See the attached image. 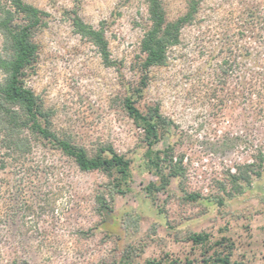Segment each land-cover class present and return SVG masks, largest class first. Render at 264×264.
Segmentation results:
<instances>
[{
	"label": "rangeland",
	"instance_id": "374dc122",
	"mask_svg": "<svg viewBox=\"0 0 264 264\" xmlns=\"http://www.w3.org/2000/svg\"><path fill=\"white\" fill-rule=\"evenodd\" d=\"M23 1L46 13L32 31L36 59L24 84L49 114L50 130L90 155L110 146L129 161L130 177L123 193L112 192L113 176L79 169L31 133L24 156L0 146V264H142L164 253L199 260L192 232L230 238L233 262L263 264L264 26L247 25L245 9L264 20V0H200L165 62L147 69L144 87L145 0ZM187 2L161 0L169 20ZM9 8L0 0V11ZM74 16L103 30L108 64ZM129 95L167 122L153 148L179 174L153 195L145 187L159 178L146 165L143 131L125 110ZM169 164L161 163L164 172Z\"/></svg>",
	"mask_w": 264,
	"mask_h": 264
},
{
	"label": "trees",
	"instance_id": "16d2710c",
	"mask_svg": "<svg viewBox=\"0 0 264 264\" xmlns=\"http://www.w3.org/2000/svg\"><path fill=\"white\" fill-rule=\"evenodd\" d=\"M8 1L10 8L0 11V34L6 51L5 56L0 54V71L5 75L0 79L1 148L18 157L26 155L31 150V138L28 135L31 133L71 157L79 169L84 171L100 169L107 172L113 176L112 192L123 193L130 177L129 161L123 155L115 152L110 146L101 147L90 155L84 147L59 138L50 130L49 114L43 110L32 90L24 84L26 73L32 69L36 59V44L32 40V31L43 25L46 13L23 0ZM145 1L148 26L139 44L140 52L143 54L144 71L141 87L145 86L147 69L153 65L163 64L167 58L168 48L179 43L181 29L195 19L200 0H188L185 12L172 20L166 17L161 0ZM245 10L249 20L247 25L253 28L258 22L264 26L263 17L258 16L250 6ZM73 23L83 36L88 37L97 46L103 62L108 64L110 62L108 43L103 30L83 23L78 16H74ZM248 37H251L250 34ZM258 76L260 79L258 81L261 82L263 78L259 73ZM140 91L141 89L137 90L138 93ZM261 92V87L255 90L252 88L248 94ZM123 104L127 114L143 131L146 165L159 178V184L151 182L145 187L149 195H153L154 191L165 188L171 177L179 174L176 165L171 164V158L165 160L164 157L168 154L164 152L161 157V151H155L153 148L168 131L167 122L157 107L149 108L146 112L141 111L130 95L124 98ZM164 161L170 163L166 172L161 166ZM189 196L195 197L193 194ZM188 238L194 245L201 246L199 260L188 258L181 260L164 253L159 258L146 259L142 264H239L231 261L234 243L230 238L221 236L210 241L208 234L203 232H192L188 234Z\"/></svg>",
	"mask_w": 264,
	"mask_h": 264
}]
</instances>
